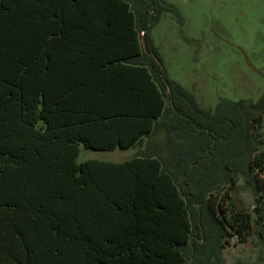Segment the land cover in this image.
<instances>
[{
	"label": "trees",
	"instance_id": "1",
	"mask_svg": "<svg viewBox=\"0 0 264 264\" xmlns=\"http://www.w3.org/2000/svg\"><path fill=\"white\" fill-rule=\"evenodd\" d=\"M163 12L180 19L163 0H0V264H224L232 238L264 245V93L202 107L161 67ZM79 145L143 149L77 163Z\"/></svg>",
	"mask_w": 264,
	"mask_h": 264
},
{
	"label": "rangeland",
	"instance_id": "2",
	"mask_svg": "<svg viewBox=\"0 0 264 264\" xmlns=\"http://www.w3.org/2000/svg\"><path fill=\"white\" fill-rule=\"evenodd\" d=\"M180 19L163 12L150 34L169 79L192 92L204 108L221 99L256 102L264 93V0H163ZM260 133L264 139V118ZM158 139L154 145L157 147ZM142 148L95 151L79 145L77 163L87 160L122 162ZM232 193L238 208L252 209L245 179ZM224 264H264V245L252 236L236 238L222 252Z\"/></svg>",
	"mask_w": 264,
	"mask_h": 264
},
{
	"label": "water",
	"instance_id": "3",
	"mask_svg": "<svg viewBox=\"0 0 264 264\" xmlns=\"http://www.w3.org/2000/svg\"><path fill=\"white\" fill-rule=\"evenodd\" d=\"M151 56H152L154 59H156V56H155V55H151ZM161 67H162V66H161ZM219 216H220L222 222H223V223H226V218L224 217V215L221 214V213H219Z\"/></svg>",
	"mask_w": 264,
	"mask_h": 264
},
{
	"label": "built area",
	"instance_id": "4",
	"mask_svg": "<svg viewBox=\"0 0 264 264\" xmlns=\"http://www.w3.org/2000/svg\"><path fill=\"white\" fill-rule=\"evenodd\" d=\"M141 35H142V33H141Z\"/></svg>",
	"mask_w": 264,
	"mask_h": 264
}]
</instances>
